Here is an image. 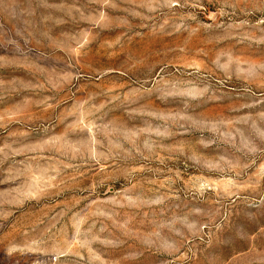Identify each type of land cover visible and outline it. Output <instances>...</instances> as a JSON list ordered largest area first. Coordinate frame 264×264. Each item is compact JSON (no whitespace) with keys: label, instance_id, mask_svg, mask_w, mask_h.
Returning a JSON list of instances; mask_svg holds the SVG:
<instances>
[{"label":"rangeland","instance_id":"obj_1","mask_svg":"<svg viewBox=\"0 0 264 264\" xmlns=\"http://www.w3.org/2000/svg\"><path fill=\"white\" fill-rule=\"evenodd\" d=\"M0 264H264V0H0Z\"/></svg>","mask_w":264,"mask_h":264}]
</instances>
